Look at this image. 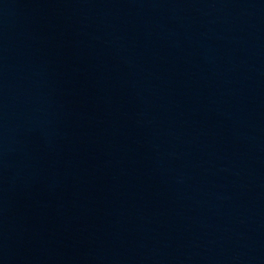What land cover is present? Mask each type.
Segmentation results:
<instances>
[{"label": "water", "instance_id": "95a60500", "mask_svg": "<svg viewBox=\"0 0 264 264\" xmlns=\"http://www.w3.org/2000/svg\"><path fill=\"white\" fill-rule=\"evenodd\" d=\"M3 264H264V0H0Z\"/></svg>", "mask_w": 264, "mask_h": 264}]
</instances>
